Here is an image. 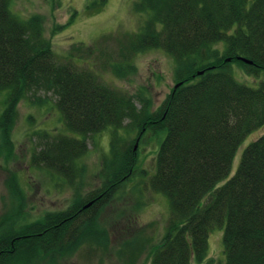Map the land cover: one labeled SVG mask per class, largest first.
<instances>
[{
  "label": "trees",
  "instance_id": "obj_1",
  "mask_svg": "<svg viewBox=\"0 0 264 264\" xmlns=\"http://www.w3.org/2000/svg\"><path fill=\"white\" fill-rule=\"evenodd\" d=\"M10 1L0 0V92L7 93L0 151L12 148L19 103L33 96L31 103L37 105L39 92L55 97L66 133H36L39 150L31 156L33 167L72 182L82 171L77 162L88 150L87 139L107 129L113 132L102 186L66 210L19 225L14 217L22 215L24 192L15 176L6 183L17 214L0 224V264H59L81 249L105 255L109 234L99 224L100 212L132 178L136 143L144 135H163L148 185L167 197L169 217L158 241L120 237L115 250L124 264H134L145 251L148 264H201L215 227H223L224 264H264V133L244 148L228 178L239 145L264 127V81L250 87L232 73L235 63L243 74L264 76V0L134 3V11L147 13V18L121 40L119 60L103 65L123 77L134 73L129 59L137 52L161 49L171 56L175 84L153 112L144 98L137 97V108L134 96L74 67L78 45L68 50L65 62H58L44 37L41 17H18L10 11ZM126 121L137 130L134 144L127 146L118 134Z\"/></svg>",
  "mask_w": 264,
  "mask_h": 264
},
{
  "label": "rangeland",
  "instance_id": "obj_2",
  "mask_svg": "<svg viewBox=\"0 0 264 264\" xmlns=\"http://www.w3.org/2000/svg\"><path fill=\"white\" fill-rule=\"evenodd\" d=\"M138 1L104 0L102 3L101 0H11L9 9L22 19L33 15L41 17L44 37L50 41L58 62H65L68 50L78 45L75 60L71 61L74 67L89 70L105 85L134 96L137 108L141 107L137 97L144 98L150 103V111L153 112L175 84V63L171 56L161 49L137 52L129 59L135 68L134 73L123 77L116 76L110 65H103L106 60H113V64L119 60L121 40L125 41L129 35L137 32L147 18V13L134 11V3ZM71 16L73 21L65 27ZM216 47L223 49L220 44ZM89 49L92 53H89ZM232 73L239 83L250 87H257L264 81L263 75L252 77L243 74L235 63L232 65ZM6 94L0 92V116L5 108ZM35 96L41 100L37 105L31 103L33 96L19 103L18 117L11 132L12 148L9 153L0 151V224L7 216L17 214L13 212L16 207L14 197L6 185L12 176L17 178L24 192L23 199L19 201L22 215L14 217L19 225L23 221L38 220L48 212L66 210L71 203L84 200L103 184L104 158L109 154L113 129L87 139L88 150L77 162L82 171L72 182L31 165L32 154L39 150L36 136L38 131H46L52 136L66 133L54 107L55 97L43 92ZM134 128L126 121L118 130L126 146L134 144L137 131ZM262 133L264 127L249 134L239 145L228 178L236 171L244 148ZM75 137L78 138L77 135ZM162 138L163 135L159 138L144 135L138 140L137 166L132 178L100 212L99 224L109 234L108 252L101 255L99 252L92 254L86 252L87 249H81L66 261H59V264H98L99 259H102V264H124L115 250L120 237L129 241L140 236L145 240L150 239V242L160 239L169 217L168 200L164 194L153 192L148 180L154 174L155 156ZM226 180H222L219 185ZM112 223H115V228H112ZM222 237L223 227H215L210 231L207 254L201 264L225 263ZM146 255L145 251L134 264H148ZM47 263L42 261L38 264Z\"/></svg>",
  "mask_w": 264,
  "mask_h": 264
},
{
  "label": "water",
  "instance_id": "obj_3",
  "mask_svg": "<svg viewBox=\"0 0 264 264\" xmlns=\"http://www.w3.org/2000/svg\"><path fill=\"white\" fill-rule=\"evenodd\" d=\"M238 60H240V61H242V62H244V63H251L250 61H248V60H246V59H243V58H238ZM228 61H229V59H228ZM199 74H201V72L199 73ZM177 85H175V87H176ZM91 204V202L90 203H88L87 205H86V207H88L89 205Z\"/></svg>",
  "mask_w": 264,
  "mask_h": 264
}]
</instances>
